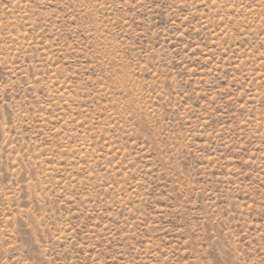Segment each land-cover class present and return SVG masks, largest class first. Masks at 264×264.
I'll return each instance as SVG.
<instances>
[{
	"label": "rangeland",
	"instance_id": "1",
	"mask_svg": "<svg viewBox=\"0 0 264 264\" xmlns=\"http://www.w3.org/2000/svg\"><path fill=\"white\" fill-rule=\"evenodd\" d=\"M0 264H264V0H0Z\"/></svg>",
	"mask_w": 264,
	"mask_h": 264
}]
</instances>
